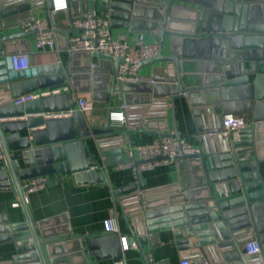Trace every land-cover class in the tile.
<instances>
[{
	"label": "water",
	"instance_id": "obj_1",
	"mask_svg": "<svg viewBox=\"0 0 264 264\" xmlns=\"http://www.w3.org/2000/svg\"><path fill=\"white\" fill-rule=\"evenodd\" d=\"M56 1L0 0V138L7 160L0 179L8 186L12 180L25 209L24 219L0 217V243L11 242L15 249L11 260L2 264L117 261L132 240L146 259L142 245L149 234L161 231H171L175 245L195 264L213 260L211 251L216 248L226 252L221 256L225 260L242 258V245L254 235L264 253V175L260 168L264 161V0H66V8L52 11ZM39 8L51 11L57 42L77 31L72 22L86 12L102 13L112 29L144 31L156 37L158 54L142 62L152 65L150 76L121 86L120 102L127 105L125 124L114 119L118 110L115 73L110 78L111 60L117 69L120 57L99 54L104 58L93 67V56L78 51L70 52L68 64L34 66L29 58L27 68H13L12 54L28 52L30 43L23 39L24 32L10 31ZM78 56L86 58L79 74L74 67ZM99 71H107L102 80ZM78 78L85 83L79 84ZM65 86L67 90L15 103L23 95ZM74 87L91 92L94 101L106 102L103 119L75 109ZM180 98L197 114L209 112L213 121L227 112L245 113L251 124L237 132L203 135L218 143L200 153H184L179 147L173 158L176 181L147 187L139 171L137 183L117 188L115 201L129 227L124 239L106 230L73 234L70 229L54 227L52 218H32L22 181L57 173H72L85 184L103 181L92 169L95 165L105 172L92 144L110 166L124 160L120 148L107 150L111 141H129L134 133L158 141L166 136L180 138L175 109ZM70 110L68 115L51 116ZM214 128L221 130V125L214 122L206 132ZM154 159L169 158L159 155ZM249 231L248 237L242 236ZM62 235L69 237L62 240ZM246 257L253 258V264H263L259 254Z\"/></svg>",
	"mask_w": 264,
	"mask_h": 264
},
{
	"label": "crops",
	"instance_id": "obj_2",
	"mask_svg": "<svg viewBox=\"0 0 264 264\" xmlns=\"http://www.w3.org/2000/svg\"><path fill=\"white\" fill-rule=\"evenodd\" d=\"M33 12L40 13L45 16L50 15L48 10H44L42 8L34 10ZM99 15L103 14L100 13ZM18 27L11 29L10 32L19 31ZM113 31L121 38H124L126 35H128V38H132L137 32H139L131 31L127 28H113ZM147 38L148 40L156 39L154 35L148 32ZM23 39L30 43V50L27 53L29 54L31 63L34 66L55 63H62L64 65L71 61V53L66 48V40L64 38H60L58 42V50L53 51L39 50L35 45L33 35H24ZM168 41L169 40L165 43V49H168ZM92 56L93 67L98 66L99 60L104 58L99 54H94ZM76 61L77 62L74 67L79 74L82 68L85 67L86 58L84 56H78ZM106 65L108 68V64ZM111 66L113 70L110 78L117 70L114 60H111ZM151 69L152 65H142L141 74L144 79L150 76ZM106 72L107 71H99L98 79L102 80ZM66 77L67 81L71 82V75L68 74ZM77 80L79 84L81 83V85H83L82 82L85 83L84 79L78 78ZM73 92L74 96H83L87 99L93 100L91 92H79L75 87L73 88ZM101 92L103 95L104 90ZM120 104V99H116L115 106H119ZM175 109L177 126L183 137H186L191 142L199 145L202 151H205L208 145L212 147L213 143H218V140L209 139L207 141L203 139L202 134L206 132V130H208L214 122L220 126L223 114L219 115L215 118V121H213L209 112L202 111L197 114L195 109L189 105V102L183 98L176 99ZM105 113L106 102L94 101V109L90 112V114L103 119ZM236 114L243 115L251 121L250 115L248 114ZM169 117L172 121V111L170 107ZM98 121L101 120L99 119ZM117 141H111V146L113 144L116 145L112 147L109 146L107 150L112 151L116 148H120L123 158L126 159V153L131 146L149 144L158 140L156 137L148 134L134 133L131 135V140L129 141L125 139L124 141L121 140L119 141L121 144H118ZM92 150L95 156L99 159L101 167L104 168L105 172L101 173L97 168H95V165L92 169L98 171L99 175L103 176V181H97L94 184H85L83 180L82 182H79L72 173L47 175L46 177L48 178V182L46 186L29 193L28 201L26 202L28 209L34 220L37 221L52 218L54 227H57L60 230L70 229L73 234L98 233L105 230L106 220L115 218L119 227L120 235L125 236L129 234V227L123 218L120 208L116 204L114 191L121 186L133 183L136 178L135 173L132 168H115V166L120 162L110 166L106 165L104 156L95 144H92ZM110 157H114V155H111ZM2 166L3 164H0V173L2 172ZM260 168L262 174L264 175V161H261ZM141 175L147 187L163 185L177 180V164L175 161L159 162L154 168L143 170ZM4 182L5 181L0 179V217L10 216L15 219H24L25 209L17 188L13 184L12 180L9 186ZM23 183L24 181L21 182V185H23ZM16 201L20 203L18 206L13 205V202ZM244 230H246V228L241 229L238 232H245ZM250 234L251 233L249 231V233L246 232L242 236L248 237ZM68 237L69 235L60 236L62 240L67 239ZM252 239L259 240L256 235H254ZM245 243L242 246H244ZM142 246L146 253V259L143 258L141 251L134 240H132L130 247L123 249V258L127 260L128 264H180V260L183 257H188L183 256V251L179 250L175 245L171 231H161L149 234L148 242ZM216 250L217 251H211L213 260L208 259L210 264H253V262H256L255 260L252 261L253 258L248 260L245 253L242 258L225 260L221 258V256H223L226 252H221L218 248H216ZM68 251L70 252L71 250ZM14 254L15 249L11 242L0 243V264L11 260ZM191 259V264H195L194 259ZM114 262V260L108 258L96 261L95 264H114ZM262 263L264 264V262Z\"/></svg>",
	"mask_w": 264,
	"mask_h": 264
},
{
	"label": "built area",
	"instance_id": "obj_3",
	"mask_svg": "<svg viewBox=\"0 0 264 264\" xmlns=\"http://www.w3.org/2000/svg\"><path fill=\"white\" fill-rule=\"evenodd\" d=\"M66 0H57L52 11L66 8ZM51 12V11H48ZM49 14V13H48ZM19 31L25 35H33L36 47L39 50H58V42L56 38L55 27L51 24L48 15L32 12L31 15L22 19L18 25ZM73 31L66 39V48L69 52L84 51L94 54H109L122 58L115 72L116 86L115 98L122 97V84L124 83H140L144 80L141 74L142 62L145 59L154 57L158 54L160 45L157 39L148 40L147 32L139 31L132 38L126 35L124 38L114 33L110 26V20L103 15L94 16L91 12L82 13L75 17L72 22ZM29 54L27 52H17L12 54V63L15 70L25 69L28 64ZM65 86L60 89L46 90L35 93H29L15 99V103L25 102L32 98L39 97L44 94L67 90ZM76 106L84 113H90L94 109V100L87 99L83 96H75ZM118 110L114 113V119L123 125L127 122L126 109L127 105L121 103L117 106ZM72 110L63 113H52L51 116H63L71 114ZM251 121L243 115L236 113H224L222 115L221 130L214 128L202 134V136H213L218 133H232L247 128ZM181 147L182 152L195 154L202 151L201 147L191 142L186 137L176 138L173 136L163 137L160 141L149 144L131 146L127 153L126 159L117 164L115 168H132L135 173L134 182L137 183L138 173L143 170L154 168L159 162L173 161L177 155L178 148ZM159 155H164L169 159H154ZM6 154L2 147L0 138V164H6ZM143 161V162H138ZM94 168V167H93ZM96 168V167H95ZM48 182L46 176H37L24 180L22 188L24 189V200L28 201L29 193L44 188ZM19 202H13L14 206H18ZM105 230L120 234L119 227L115 218L105 221ZM124 239V236H122ZM127 246L124 245V249ZM245 254H259V260L264 262L261 242L252 239L245 243ZM192 259L184 257L180 260V264H191ZM114 264H128L127 260L122 258L114 262ZM204 264H210L208 260H204Z\"/></svg>",
	"mask_w": 264,
	"mask_h": 264
}]
</instances>
